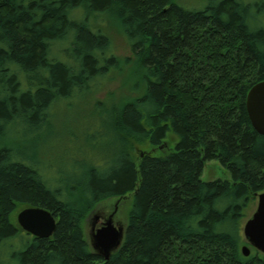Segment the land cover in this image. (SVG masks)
Here are the masks:
<instances>
[{
	"label": "trees",
	"instance_id": "obj_1",
	"mask_svg": "<svg viewBox=\"0 0 264 264\" xmlns=\"http://www.w3.org/2000/svg\"><path fill=\"white\" fill-rule=\"evenodd\" d=\"M110 29L127 56L115 55ZM263 81L264 0L190 9L178 0H0V264L18 239V264H264L255 249L241 252L244 211L264 190V135L245 102ZM77 99L99 117L106 152L88 154L81 177L55 176L27 160L13 133L38 139L55 109ZM168 131L174 150L133 153L146 142L166 150ZM214 159L231 181L200 179ZM127 196L122 243L105 261L85 219ZM18 204L50 212L52 236L24 238L9 219Z\"/></svg>",
	"mask_w": 264,
	"mask_h": 264
},
{
	"label": "rangeland",
	"instance_id": "obj_2",
	"mask_svg": "<svg viewBox=\"0 0 264 264\" xmlns=\"http://www.w3.org/2000/svg\"><path fill=\"white\" fill-rule=\"evenodd\" d=\"M185 8H197L201 6V0H178ZM109 36L115 55L124 57L129 54V48L125 40L114 29H110ZM119 78L107 84L104 89L98 94H94L91 103L94 99L103 100L106 92L109 90H116L119 85ZM52 115L50 125L42 127L38 133V139L34 134H29L28 130L24 128L17 129L19 132H14L13 137L15 143L21 142V150L27 155L28 161L38 162L50 167L53 175H63L66 177H81L85 174L86 169L92 158L88 155H96L99 158L103 152H106L107 138L104 134V128L99 125V117L94 115L90 104H85L80 99L61 104L55 109ZM94 135L95 139L88 138ZM30 139V140H29ZM167 149H154L153 146L146 142L143 145L136 144L133 153L138 156L141 152H148L152 156L158 157L167 154L169 151L175 149V144L178 137L172 132L168 131L166 134ZM16 151V148H14ZM35 153L36 157L31 159L29 156ZM200 179L204 182L214 180H228L231 181L230 173L224 168L219 161L210 160L204 162ZM264 193V190H263ZM131 197L124 198H110L100 202L86 217L84 222V233L86 240L89 242V218L95 211H112L115 208V220L124 227L127 221V212L130 208ZM257 199L250 201L248 207L244 211V218L242 219V228L244 223L249 219L256 210ZM23 206L18 204L16 209L10 215L9 219L13 223H17V214L22 211ZM23 237H31L22 233ZM19 241H10L9 248L3 259L8 264H18L16 260L13 261L11 252L19 248ZM90 244V242H89ZM10 252V256L8 255ZM4 260V261H5Z\"/></svg>",
	"mask_w": 264,
	"mask_h": 264
},
{
	"label": "water",
	"instance_id": "obj_3",
	"mask_svg": "<svg viewBox=\"0 0 264 264\" xmlns=\"http://www.w3.org/2000/svg\"><path fill=\"white\" fill-rule=\"evenodd\" d=\"M246 111L253 129L264 135V81L252 86L246 95ZM18 226L36 238L52 236L56 221L47 210L40 207H27L17 214ZM124 227L106 221L89 239L91 249L103 260H108L123 240ZM247 245L242 246L244 257L250 254V247L264 254V193L257 196L256 210L242 228Z\"/></svg>",
	"mask_w": 264,
	"mask_h": 264
},
{
	"label": "flooded vegetation",
	"instance_id": "obj_4",
	"mask_svg": "<svg viewBox=\"0 0 264 264\" xmlns=\"http://www.w3.org/2000/svg\"><path fill=\"white\" fill-rule=\"evenodd\" d=\"M116 209V208H115ZM115 209L112 211H95V213L90 216L89 218V225H90V231H89V239L93 235V233L100 228L103 223H105L108 220H111L114 225H120L115 220Z\"/></svg>",
	"mask_w": 264,
	"mask_h": 264
}]
</instances>
